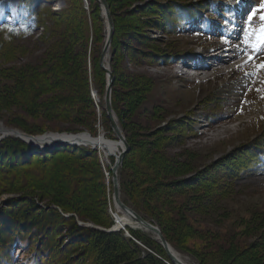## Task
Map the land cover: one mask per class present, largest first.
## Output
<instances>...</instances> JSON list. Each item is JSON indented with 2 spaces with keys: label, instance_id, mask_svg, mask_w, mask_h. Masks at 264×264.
<instances>
[{
  "label": "rangeland",
  "instance_id": "374dc122",
  "mask_svg": "<svg viewBox=\"0 0 264 264\" xmlns=\"http://www.w3.org/2000/svg\"><path fill=\"white\" fill-rule=\"evenodd\" d=\"M26 1L0 2V124L28 136L103 133L115 140L105 107L109 75L100 66L108 28L100 1ZM226 1L106 0L114 29L104 64L113 75L112 110L129 146L117 178L122 202L164 230L188 263L264 264V105L262 120L220 141L223 127L249 120L256 102L264 101V71L245 75L264 61L261 50L246 63L253 50L244 43L251 28H259L260 13L250 27L251 11L239 17ZM182 3H200V9L185 7L187 16L196 11L191 24L176 25ZM44 5L45 24L30 25L31 34L1 29H19L30 8ZM169 6L174 13L161 15ZM229 44L237 51L231 59L222 51ZM12 137L1 134L0 148L14 145ZM23 142L10 153L1 150L0 228L6 232L0 237L12 248L0 250V264H42L47 256L48 264H101L117 254V240L72 233L70 217L61 220L53 210V203L61 205L84 224L109 230L115 156L84 145L33 151ZM12 204L21 221L40 225L24 238L8 234L5 212ZM140 232L147 244L119 235L132 241L124 242L131 261L139 253L149 263L157 264L154 257L173 264L154 232Z\"/></svg>",
  "mask_w": 264,
  "mask_h": 264
},
{
  "label": "trees",
  "instance_id": "16d2710c",
  "mask_svg": "<svg viewBox=\"0 0 264 264\" xmlns=\"http://www.w3.org/2000/svg\"><path fill=\"white\" fill-rule=\"evenodd\" d=\"M189 5L197 6V7H194V8H199L200 9V7H199L200 3H197V4H194V3H189V4L182 3L181 5L180 4L177 5L176 8L180 11L179 13H181L180 14L181 17H177L175 19L176 23H177L176 25H178V21L179 20H181L180 22H184V21L190 20L192 15L187 16V14H188V12L190 10H186V8H185V7L189 6ZM46 9H47V7L45 8V5L44 6H39V7H36V8H32L31 12H30V16H29L28 20L25 22V25L23 26L22 29H13V28L8 27V26H3L1 29L8 31L9 35H19V36H21V35L31 34L33 29H32V27L29 28V26L32 25V24H34L35 27H38L39 25H41L40 23H43V21L41 20V17H42L43 12ZM160 10L161 9H159L158 12ZM202 10H203V8L200 11H202ZM172 11H173L172 6L165 7V8L163 7V11H161L160 14L161 15L163 13H165V14H167V13L173 14L174 12H172ZM173 16H175V15H173ZM42 19H43V17H42ZM159 23H160V24H158V28L159 29H162V30H167L168 29L167 26L163 22H159ZM44 24L45 23H43L42 25H44ZM174 28H176V26H174ZM100 66H101V64H100ZM102 69H103V67H102ZM38 134H42V133L39 132ZM12 136H14V135H12ZM12 139L15 142H13L11 144H14V145L21 144V143L24 144V142L17 136L12 137ZM14 145H10V146H7V147L4 146L5 148H3V149L0 148V156H2L1 154L4 153V151L1 152V150H5L4 154H6V153H10L13 150L17 149V147L14 146ZM69 147L70 148H66V149H73V148H71V146H69ZM261 147H263V146H261ZM80 148L84 149L83 147H80ZM27 150H31L29 146H28ZM51 151H56V150H51ZM46 152H50V151H46ZM7 155L10 156L9 154H7ZM246 156H248V155H246ZM5 172H7V171H5ZM30 197L31 196H27L26 198H30ZM31 202H34V201L31 200ZM53 205L56 206V207H53V210L55 209V211L60 214L58 216H60L59 218L61 220H65V219H64L63 214L59 211V209H61L62 212L65 213V214H70L71 213L70 211L64 210V208L61 205H55L54 203H53ZM12 206H13V204H12ZM14 206L12 208L13 210L12 209L8 210V211L5 212L6 215L4 214L6 216V218H7V220L10 221L9 226H8V229H9L8 230V234H10L11 237L12 236L14 237L15 234H18V235H21L22 238H24V236H25L24 233L25 232H29L32 228H37L40 225L37 223V220H34V219L31 220V221H29V220L21 221V216L22 215L20 214V210L17 209L16 207H14ZM47 210H48V207H47ZM136 212L139 213L140 215H142L145 219H147V220L150 219L151 220V218L146 217L144 214H141L138 211H136ZM71 214H73V215L69 218L70 219L69 226H70V229H71L72 233H74V232H77V233L78 232H84L85 234H89L91 232L92 234H94V236L96 238H98V240H102V239H105V238H110V237H107V236H111L110 239L114 238L115 241L117 240L116 242H118V244L115 246L116 249L118 250L117 254H114V253L109 254L107 259L105 261H102L101 264H126L128 261H129L128 264H148L149 263L147 260H145L146 257L145 256L144 257H140L139 253H138V258L137 259L135 258L134 261H131V259H130L131 258L130 257L131 256V254H130L131 251H129L127 249L126 244L124 242L131 243V245H132V241H125V240H122L123 239L122 237H119V235H121V233H124L123 231L109 233V232H104V231H101V230H98V229H95V228L81 226L76 221V218L80 219L81 221H84V220H82V217L79 215V213L75 212V213H71ZM75 216H76V218H75ZM113 222H114L113 218H111L110 224L108 225V227H110L113 224ZM92 223H94V222H92ZM95 225H97V224H95ZM5 232L6 231L3 228H0V236L3 235ZM162 233L164 234L166 239L170 242V240L167 237V235H166L164 230H162ZM130 234H131L132 238H135V239L140 240V241L144 240L146 242V244H147L148 239L146 238V235H143L140 231L130 229ZM11 240H12V238H10L8 242H10ZM170 243L172 244V242H170ZM11 245L12 244L8 245V244L4 243V239H2L0 237V250H4L3 248H6L7 246H9L11 248ZM135 245H136V243H135ZM172 246H173V244H172ZM7 250L8 249H6L5 251H7ZM9 250L7 252L8 254H9ZM75 251L76 250H74V252ZM51 254L52 253L50 252L48 255H51ZM47 257H46V260H45L46 262L43 261L42 264H48L47 260H49L50 257L49 258H47ZM156 259L157 258L153 257L152 261L154 260V262H157V264H162L160 260H156ZM149 264H155V263L150 262Z\"/></svg>",
  "mask_w": 264,
  "mask_h": 264
},
{
  "label": "bare ground",
  "instance_id": "6f19581e",
  "mask_svg": "<svg viewBox=\"0 0 264 264\" xmlns=\"http://www.w3.org/2000/svg\"><path fill=\"white\" fill-rule=\"evenodd\" d=\"M154 10V9H153ZM153 21L151 20L150 21V23H152ZM107 27H108V24H107ZM108 33H109V31H108V28H107V35H108ZM233 43V42H232ZM109 47H110V45H109ZM230 47V46H229ZM235 47V46H234ZM109 49V48H108ZM238 50V49H237ZM107 52H108V50H107ZM236 53H237V51L234 49V48H232L231 50H230V54H228V56H227V59H231V58H234V57H236L237 55H236ZM194 55H196V56H200V52L198 51V52H194ZM180 57H182V56H180ZM207 57H209L210 59H213V58H215V59H217V58H220V59H222L223 57L220 55V56H218V55H215V54H210V55H208ZM156 58V57H155ZM148 59H150V58H148ZM153 61V60H152ZM220 61H222V60H220ZM169 62H171V61H169ZM222 63V62H221ZM202 65V63H201V61H198V60H196L193 64H192V66L193 67H195V68H198V67H200ZM191 66V65H190ZM219 69H223V67L222 66H220L219 65ZM222 73L221 72H219V75H221ZM193 87H191V89H192ZM250 94V93H249ZM249 97H252V94L251 95H249ZM225 102V101H224ZM227 102V101H226ZM257 103V105H256V108H255V112H256V115L255 116H253V117H251L249 120H242V119H240L239 118V120H240V122L237 124V125H235V127H232V126H225V127H223L224 129L223 130H221L220 132L222 133L223 132V134H226V136L222 139V140H220L221 142H225V141H227L228 139H230V138H232L233 136H235V135H238V137L241 135V133L240 132H242V131H245L246 129H248L250 126H252V125H254L255 123H257L258 121H260V120H262L261 118H260V116H259V112H260V110H259V107H261L262 105H264V101H261V103L260 102H256ZM106 107V106H105ZM254 108V107H253ZM250 112L249 113H251V111L252 110H249ZM253 112V111H252ZM245 113H247V112H245ZM113 117H114V120L117 122V125H118V117H117V115L116 114H114L113 113ZM239 117V115L237 116V118ZM241 118H242V116H241ZM262 124H264V123H262ZM118 128H119V133L118 132H116V139L115 140H110L105 134H103V133H100L99 135H97V136H92L90 133H80V134H76V135H73V134H68V135H66V134H61V135H50V136H38V137H36V138H32V137H28V135L27 134H24L23 135V133L22 132H20V130H17V129H7V127H5V126H3V125H1L0 124V135L1 134H8V135H17V134H19L20 136H22L23 138H25L28 142H30L31 144H33L35 147H36V145L38 144L39 146H41V145H48V144H52V143H55V142H70V143H73V144H76V145H84L85 147L86 146H88V147H90V148H92V149H94V150H99L100 152H102V153H104V155L106 156V158H109L110 156H117L118 157V155H121V153H122V151H123V149L124 148H126V143H128V142H125V140H124V137H125V135L123 134V132H121V129H120V126L118 125ZM241 128V129H240ZM52 139H56V140H52ZM218 139H220V138H218ZM217 139V140H218ZM49 142V143H48ZM70 145H67V144H61V147H63V148H70L69 147ZM6 147V146H5ZM33 151H34V149H33ZM22 154V153H21ZM116 154H118V155H116ZM1 157V156H0ZM19 157V156H18ZM124 159V158H123ZM122 165V164H121ZM112 169V168H111ZM113 175V174H112ZM114 184V183H113ZM114 198V197H113ZM122 198H120V200H121ZM123 200V199H122ZM122 200H121V202H122ZM114 209L116 208V210L118 211V209L121 211L122 210V208L120 209V206H119V204L116 202V199H114ZM123 203V202H122ZM126 208H128V210L130 209V210H132L131 208H129L128 206L126 207ZM113 209V210H114ZM123 211V210H122ZM118 216H119V218L121 219V220H124V222L125 223H130V224H132V225H134L133 223L134 222H131L132 221V219L129 217V215L126 213V212H121V213H119L118 214ZM94 225V224H93ZM97 226V225H96ZM134 226H136V225H134ZM142 227V226H141ZM140 227V228H141ZM159 228V227H158ZM160 229V228H159ZM152 232V231H151ZM157 236V235H156ZM157 238H158V236H157ZM158 241H160L159 240V238H158ZM167 242L169 243L168 244V249L170 250V252L172 253V254H174V256L176 257V258H178V260H180V261H182L184 264H190V263H188L187 261H185L184 259H183V257L181 256V254L172 246V244L167 240ZM160 243H161V241H160ZM162 244V243H161ZM163 246V245H162ZM163 248H164V246H163ZM164 250H165V253L167 254V256H168V253H167V251H166V249L164 248ZM170 259V258H169ZM176 261V263L175 264H180V262L177 260V259H175Z\"/></svg>",
  "mask_w": 264,
  "mask_h": 264
},
{
  "label": "water",
  "instance_id": "95a60500",
  "mask_svg": "<svg viewBox=\"0 0 264 264\" xmlns=\"http://www.w3.org/2000/svg\"><path fill=\"white\" fill-rule=\"evenodd\" d=\"M102 7H103V12L107 18V24H108V35L106 37V41L104 44V49L102 51V55H101V65L103 67V69L108 73L109 75V79H108V87H107V91H106V97H105V102H106V110H107V116L109 118V121L111 122L112 127L114 128V130L116 132L119 133V128L117 125V122L114 120L113 117V110H112V104H111V87H112V83H113V75L111 73V70L104 64V57L106 55V52L109 48V45L111 43L112 40V36H113V29H114V24H113V20L111 18L110 12H109V7L108 4L106 2V0H99ZM18 136H20L19 134H17ZM24 135V134H23ZM125 140V137H124ZM126 142V141H125ZM63 144L65 142H56V144ZM66 144H70L66 143ZM32 146V145H31ZM129 148L128 144L126 143V148L123 149L121 155L115 156V162L112 166V172H113V183H114V199H116V202L119 204L120 208H122V210L124 212H126L128 215H130L132 218H134V220L143 225L146 229L154 232L158 238L160 239L162 245L164 246V248L166 249L167 253H168V257L171 259V261L175 264L176 260H178V258H176L174 256V254H172L170 252V250L168 249V242L166 240V238L164 237L161 229L158 228V226L146 221L142 216H140L138 213H136L133 209L132 210H128L127 205H125L124 203L121 202L120 200V188H119V183H118V178H117V171L119 166L121 165L123 158L125 157V153L127 152V149ZM130 208V207H129ZM121 221V223L126 224L124 221H122L121 219H119ZM114 229H116V227H113ZM180 262V264H184L182 261L178 260Z\"/></svg>",
  "mask_w": 264,
  "mask_h": 264
},
{
  "label": "snow or ice",
  "instance_id": "6c2138e0",
  "mask_svg": "<svg viewBox=\"0 0 264 264\" xmlns=\"http://www.w3.org/2000/svg\"><path fill=\"white\" fill-rule=\"evenodd\" d=\"M259 14V19L261 21L260 26L258 29L251 28L250 33L246 34L245 38V45L247 47L252 48V53H248V61L246 63H252L253 61L257 60L258 57L253 55V53H259L261 50H264V0H262L261 4L258 8H254L251 10L250 14H248V23L251 27L252 21ZM225 42H227L225 38ZM256 71L252 73H245V75H257L259 72L264 71V61H260L258 64L254 65ZM259 91V89H258Z\"/></svg>",
  "mask_w": 264,
  "mask_h": 264
}]
</instances>
